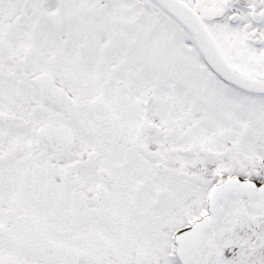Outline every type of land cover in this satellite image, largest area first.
I'll use <instances>...</instances> for the list:
<instances>
[{"label":"snow or ice","instance_id":"6c2138e0","mask_svg":"<svg viewBox=\"0 0 264 264\" xmlns=\"http://www.w3.org/2000/svg\"><path fill=\"white\" fill-rule=\"evenodd\" d=\"M0 264H264V0H0Z\"/></svg>","mask_w":264,"mask_h":264}]
</instances>
